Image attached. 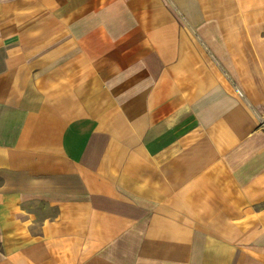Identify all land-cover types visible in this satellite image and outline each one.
<instances>
[{
	"label": "crops",
	"instance_id": "0c3cea01",
	"mask_svg": "<svg viewBox=\"0 0 264 264\" xmlns=\"http://www.w3.org/2000/svg\"><path fill=\"white\" fill-rule=\"evenodd\" d=\"M0 264H264V0H0Z\"/></svg>",
	"mask_w": 264,
	"mask_h": 264
}]
</instances>
